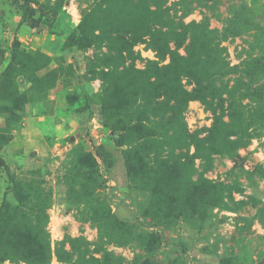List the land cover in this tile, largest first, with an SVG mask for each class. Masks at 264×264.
<instances>
[{
	"label": "rangeland",
	"instance_id": "374dc122",
	"mask_svg": "<svg viewBox=\"0 0 264 264\" xmlns=\"http://www.w3.org/2000/svg\"><path fill=\"white\" fill-rule=\"evenodd\" d=\"M0 264H264V0H0Z\"/></svg>",
	"mask_w": 264,
	"mask_h": 264
}]
</instances>
